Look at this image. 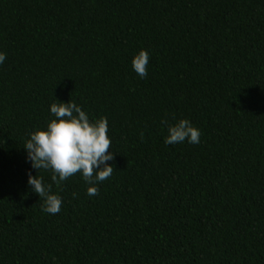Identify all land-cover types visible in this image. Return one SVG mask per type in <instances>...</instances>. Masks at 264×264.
<instances>
[{
    "label": "trees",
    "instance_id": "1",
    "mask_svg": "<svg viewBox=\"0 0 264 264\" xmlns=\"http://www.w3.org/2000/svg\"><path fill=\"white\" fill-rule=\"evenodd\" d=\"M0 51V264H264V0H0ZM56 99L107 118L96 196L27 159ZM174 117L200 143L165 144Z\"/></svg>",
    "mask_w": 264,
    "mask_h": 264
},
{
    "label": "clouds",
    "instance_id": "2",
    "mask_svg": "<svg viewBox=\"0 0 264 264\" xmlns=\"http://www.w3.org/2000/svg\"><path fill=\"white\" fill-rule=\"evenodd\" d=\"M7 59L0 51V65ZM149 55L141 48L131 59L134 72L141 78L148 74ZM53 102L49 105L51 117L44 127H35L28 133L23 147L33 169L50 171L51 180L57 186L69 177L80 174L89 197L98 195V185L109 179L114 171L109 163L113 152L109 149L108 121L104 116L90 118L74 101ZM167 135L164 143H200L201 131L187 118H173V122L162 120ZM143 133H141V137ZM27 183L42 201L41 210L55 215L61 211L62 197L52 191L43 176L27 174Z\"/></svg>",
    "mask_w": 264,
    "mask_h": 264
}]
</instances>
